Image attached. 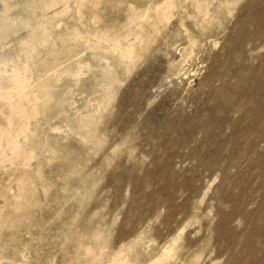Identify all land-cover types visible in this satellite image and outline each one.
<instances>
[{"label":"rangeland","instance_id":"374dc122","mask_svg":"<svg viewBox=\"0 0 264 264\" xmlns=\"http://www.w3.org/2000/svg\"><path fill=\"white\" fill-rule=\"evenodd\" d=\"M0 264H264V0H0Z\"/></svg>","mask_w":264,"mask_h":264}]
</instances>
